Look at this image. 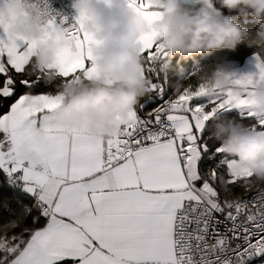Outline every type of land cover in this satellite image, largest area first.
Segmentation results:
<instances>
[{
	"label": "snow or ice",
	"instance_id": "snow-or-ice-1",
	"mask_svg": "<svg viewBox=\"0 0 264 264\" xmlns=\"http://www.w3.org/2000/svg\"><path fill=\"white\" fill-rule=\"evenodd\" d=\"M28 2L44 4L63 42L37 71L36 41L0 13V264H264V182L207 139L217 116L264 131L252 94L205 87L196 62L182 61L180 77L161 71L166 51L151 33L141 41L151 86L134 109L103 137L65 126L58 86L99 76L98 41L78 14ZM129 6L156 15L155 0ZM253 62L230 74L236 88L264 82V58Z\"/></svg>",
	"mask_w": 264,
	"mask_h": 264
},
{
	"label": "clouds",
	"instance_id": "clouds-1",
	"mask_svg": "<svg viewBox=\"0 0 264 264\" xmlns=\"http://www.w3.org/2000/svg\"><path fill=\"white\" fill-rule=\"evenodd\" d=\"M155 2L156 15L147 19L129 6L130 0H71L82 31L98 41L92 53L99 76L60 82L57 92L65 126L83 122L91 135L103 137L112 131L110 121L124 118L134 109L151 86L143 74L145 58L141 54V41L147 34L155 33L159 46L166 51L161 71L177 77L186 71L182 61L209 57L218 50L235 51L242 42L254 46V53L264 58V0H191V6L184 0ZM0 13L11 15L8 28L12 33L36 41L32 53L35 70L53 62L63 41L55 38L58 29L51 28L45 10L28 0H0ZM242 17L254 19L256 27L239 23ZM195 62L205 87L232 86L249 92L257 119L264 120V82H256L250 89L236 88L226 56L216 57L213 64ZM44 78L57 79L51 71ZM207 139L235 157L252 174L250 182H264V131L235 118L217 116ZM29 159L38 160V154L29 153Z\"/></svg>",
	"mask_w": 264,
	"mask_h": 264
},
{
	"label": "trees",
	"instance_id": "trees-1",
	"mask_svg": "<svg viewBox=\"0 0 264 264\" xmlns=\"http://www.w3.org/2000/svg\"><path fill=\"white\" fill-rule=\"evenodd\" d=\"M188 6H191V4H186ZM227 11V10H225ZM242 25H245L249 28H255L256 27V21L252 19L251 17H242L238 21ZM256 51L254 46H249L246 43H240L235 51H229V50H218L215 52L212 56L209 57H202L197 56L194 58H190L186 60L188 63L195 62L196 60H199L201 65L204 64H213L216 61V57L218 56H226L229 61L241 63L243 62L247 57L253 55V53Z\"/></svg>",
	"mask_w": 264,
	"mask_h": 264
},
{
	"label": "built area",
	"instance_id": "built-area-1",
	"mask_svg": "<svg viewBox=\"0 0 264 264\" xmlns=\"http://www.w3.org/2000/svg\"><path fill=\"white\" fill-rule=\"evenodd\" d=\"M49 5L54 9L53 14L59 13V15H65L69 18V21L77 15V12L71 7V0H48ZM40 7L44 9V4L41 2ZM59 15H57V21H59Z\"/></svg>",
	"mask_w": 264,
	"mask_h": 264
},
{
	"label": "crops",
	"instance_id": "crops-1",
	"mask_svg": "<svg viewBox=\"0 0 264 264\" xmlns=\"http://www.w3.org/2000/svg\"><path fill=\"white\" fill-rule=\"evenodd\" d=\"M185 4H191V0H184ZM158 6H156V9ZM232 71L236 72H247V71H254L255 64L253 62V55L247 57L243 62L237 63L230 61Z\"/></svg>",
	"mask_w": 264,
	"mask_h": 264
}]
</instances>
